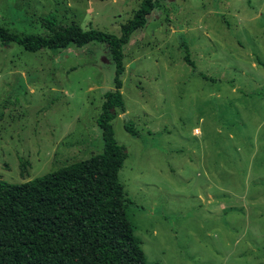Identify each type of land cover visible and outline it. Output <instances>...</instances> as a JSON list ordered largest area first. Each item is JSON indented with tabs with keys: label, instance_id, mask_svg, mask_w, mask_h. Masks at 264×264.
<instances>
[{
	"label": "rangeland",
	"instance_id": "1",
	"mask_svg": "<svg viewBox=\"0 0 264 264\" xmlns=\"http://www.w3.org/2000/svg\"><path fill=\"white\" fill-rule=\"evenodd\" d=\"M140 2L0 0V25L43 32L53 12L59 24L118 35ZM147 19L123 48L126 110L111 122L146 262L264 264V0H165ZM114 69L102 43H0V181L100 152L96 118Z\"/></svg>",
	"mask_w": 264,
	"mask_h": 264
},
{
	"label": "trees",
	"instance_id": "2",
	"mask_svg": "<svg viewBox=\"0 0 264 264\" xmlns=\"http://www.w3.org/2000/svg\"><path fill=\"white\" fill-rule=\"evenodd\" d=\"M163 1L141 0L118 35L84 29L75 22L59 24L53 12L42 18L43 32L15 33L0 25L2 45L17 43L29 52L102 43L115 68L113 88L103 93L96 118L100 152L26 181H0V264H147L118 178L127 151L115 139L111 122L126 110L121 92L123 48ZM185 60L194 66L188 55ZM124 128L139 135L131 121H125ZM20 165L21 175H26V162Z\"/></svg>",
	"mask_w": 264,
	"mask_h": 264
}]
</instances>
